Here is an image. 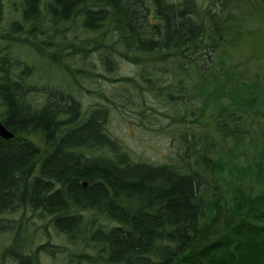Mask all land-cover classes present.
<instances>
[{"label": "trees", "instance_id": "1", "mask_svg": "<svg viewBox=\"0 0 264 264\" xmlns=\"http://www.w3.org/2000/svg\"><path fill=\"white\" fill-rule=\"evenodd\" d=\"M196 1L0 0V120L15 135L0 138V196L56 218L78 264H264V47L239 42L264 0ZM17 46L65 73L57 59L93 54L106 77L129 62L132 77L104 79L160 124L166 162L135 160L103 105L83 115L78 70L70 89L38 85Z\"/></svg>", "mask_w": 264, "mask_h": 264}, {"label": "rangeland", "instance_id": "2", "mask_svg": "<svg viewBox=\"0 0 264 264\" xmlns=\"http://www.w3.org/2000/svg\"><path fill=\"white\" fill-rule=\"evenodd\" d=\"M205 1L206 0H197L196 2L199 6H203L205 5ZM4 9L5 11L2 19L6 20V17H9V14L6 6ZM244 30L247 33L241 37L239 42H247L252 49L256 48L257 51H260V48L262 49L261 45L264 47V19L249 18V21H246ZM2 44L3 43L0 44V47ZM13 51L17 53L20 58L26 60V63H29L35 68L34 81L39 83L38 85H44L50 88L63 87L65 89H70L72 88V84L68 73L72 72V70H78L74 72V82L76 83V86L72 95L81 105L83 115L85 116L86 113L89 112V109L95 108V106L97 107V104L103 105L108 110V119L105 126L107 133L110 134L111 137L121 141L123 147L130 152L135 160L141 162L146 161L153 165L166 162L167 158L165 156L168 153L169 145L168 139L162 134H159L160 130L157 129V124L158 127H160V124L156 123L151 116L147 118V120L138 122L134 115L128 114L130 107L126 109V105L122 104L123 97H119L118 99L115 98L118 93L126 95L125 92L122 91L121 86H119L120 83L113 84L107 81L108 79L118 80V78L121 77H132L135 70L129 62L127 63L120 57L118 59L117 55V57L114 58L117 63L115 75L106 77L102 76L105 75V73L102 72L99 63L95 60L93 54L87 56L83 60L84 62L80 61L81 57L77 56L72 57L69 60H67V58L57 59L62 65L68 68L69 72L67 71L68 73H65L64 71L61 72V70L55 65V59L46 60L40 56L38 57L22 46H17ZM259 63L261 65L263 64L262 67H264V56L261 57ZM93 66L94 68L96 67L95 73L97 75H100L98 73H101L100 76L92 75L91 77L88 70L92 72ZM105 77L107 80L104 79ZM130 92L135 96V92L132 89H130ZM132 99L137 100V98ZM154 106L158 108L159 113H163L162 104L157 103L154 104ZM229 143L231 144V141ZM38 144L41 145L40 142H38ZM80 254L79 251L78 255ZM92 255L95 257V253ZM45 263L57 264L50 262V260H46Z\"/></svg>", "mask_w": 264, "mask_h": 264}, {"label": "flooded vegetation", "instance_id": "3", "mask_svg": "<svg viewBox=\"0 0 264 264\" xmlns=\"http://www.w3.org/2000/svg\"><path fill=\"white\" fill-rule=\"evenodd\" d=\"M0 196V264H78L77 251L63 246L52 218L18 202L8 208Z\"/></svg>", "mask_w": 264, "mask_h": 264}, {"label": "water", "instance_id": "4", "mask_svg": "<svg viewBox=\"0 0 264 264\" xmlns=\"http://www.w3.org/2000/svg\"><path fill=\"white\" fill-rule=\"evenodd\" d=\"M0 138L3 140H10L15 138V135L11 131L7 130V128L3 125L1 120H0Z\"/></svg>", "mask_w": 264, "mask_h": 264}]
</instances>
